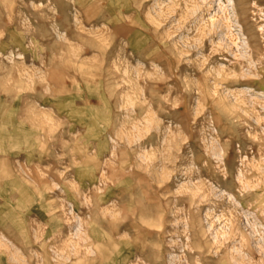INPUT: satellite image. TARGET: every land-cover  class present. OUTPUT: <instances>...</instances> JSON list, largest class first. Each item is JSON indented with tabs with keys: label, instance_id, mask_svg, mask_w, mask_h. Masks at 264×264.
Here are the masks:
<instances>
[{
	"label": "rangeland",
	"instance_id": "1",
	"mask_svg": "<svg viewBox=\"0 0 264 264\" xmlns=\"http://www.w3.org/2000/svg\"><path fill=\"white\" fill-rule=\"evenodd\" d=\"M0 264H264V0H0Z\"/></svg>",
	"mask_w": 264,
	"mask_h": 264
}]
</instances>
